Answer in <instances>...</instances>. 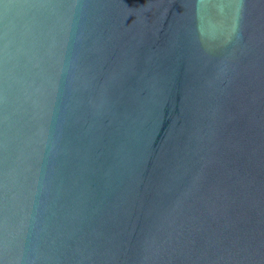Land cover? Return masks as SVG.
Listing matches in <instances>:
<instances>
[{
    "label": "water",
    "instance_id": "95a60500",
    "mask_svg": "<svg viewBox=\"0 0 264 264\" xmlns=\"http://www.w3.org/2000/svg\"><path fill=\"white\" fill-rule=\"evenodd\" d=\"M0 264H264V0H0Z\"/></svg>",
    "mask_w": 264,
    "mask_h": 264
}]
</instances>
